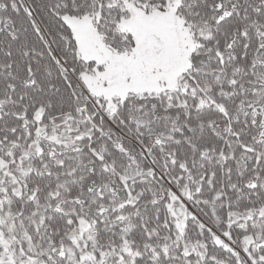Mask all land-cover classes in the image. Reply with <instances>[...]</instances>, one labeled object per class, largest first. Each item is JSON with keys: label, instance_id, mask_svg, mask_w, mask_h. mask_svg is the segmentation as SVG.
I'll return each mask as SVG.
<instances>
[{"label": "snow or ice", "instance_id": "obj_1", "mask_svg": "<svg viewBox=\"0 0 264 264\" xmlns=\"http://www.w3.org/2000/svg\"><path fill=\"white\" fill-rule=\"evenodd\" d=\"M0 264H264V0H0Z\"/></svg>", "mask_w": 264, "mask_h": 264}]
</instances>
